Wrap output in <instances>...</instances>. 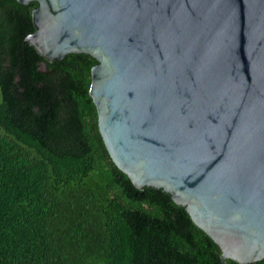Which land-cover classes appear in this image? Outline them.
Here are the masks:
<instances>
[{
  "label": "water",
  "instance_id": "1",
  "mask_svg": "<svg viewBox=\"0 0 264 264\" xmlns=\"http://www.w3.org/2000/svg\"><path fill=\"white\" fill-rule=\"evenodd\" d=\"M35 2L25 41L95 59L89 96L115 166L221 249L264 259V0Z\"/></svg>",
  "mask_w": 264,
  "mask_h": 264
},
{
  "label": "trees",
  "instance_id": "2",
  "mask_svg": "<svg viewBox=\"0 0 264 264\" xmlns=\"http://www.w3.org/2000/svg\"><path fill=\"white\" fill-rule=\"evenodd\" d=\"M36 5L0 0V264H222L184 207L112 162L95 59L49 61L25 41Z\"/></svg>",
  "mask_w": 264,
  "mask_h": 264
}]
</instances>
